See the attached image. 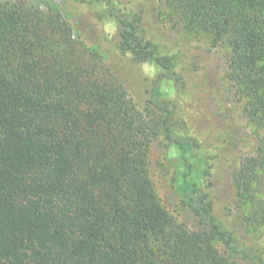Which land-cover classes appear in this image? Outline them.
<instances>
[{
	"label": "trees",
	"instance_id": "trees-1",
	"mask_svg": "<svg viewBox=\"0 0 264 264\" xmlns=\"http://www.w3.org/2000/svg\"><path fill=\"white\" fill-rule=\"evenodd\" d=\"M147 1L138 13L130 0L92 2L120 28L118 50L158 67L160 80L178 81L180 55L161 44L152 5L228 45L227 79L255 128L232 175L235 201L264 234V0ZM63 6L0 0V264H264L191 180L193 147L174 111L153 95L151 119L122 85L93 76L110 41ZM158 138L181 152L179 186L152 170Z\"/></svg>",
	"mask_w": 264,
	"mask_h": 264
},
{
	"label": "rangeland",
	"instance_id": "rangeland-1",
	"mask_svg": "<svg viewBox=\"0 0 264 264\" xmlns=\"http://www.w3.org/2000/svg\"><path fill=\"white\" fill-rule=\"evenodd\" d=\"M1 1H23L44 11L55 5L63 8L66 3L75 17L84 18L106 35L110 41L105 46L108 57L103 59L104 64L101 63L98 70H93V76L122 85L138 109L147 111L151 119H156L150 104L153 95L174 111L177 135L193 147L188 149V156L193 167L191 180L196 183L197 190L207 196L213 213L238 236L242 244L264 253L263 232L247 224L245 215L248 209H240L235 201L232 175L242 163L243 156L249 153L250 137L255 128L242 114L245 101L227 79L231 52L226 43L216 46L208 34L185 30L181 23L168 19L166 12L162 14L155 7L152 9L151 4L150 16L153 26L159 30L161 44L170 54L180 55L178 81L160 80L162 71L158 67L149 62L138 63L130 54L118 50L120 28L103 15L105 3H93L94 0ZM147 3V0H130L127 7L138 13ZM62 13L66 16L64 9ZM82 54L80 47L75 48V56ZM219 97L222 99L220 115L216 107V102L220 103ZM150 153L151 167L157 178L170 184L176 175L179 186L180 176L185 171L180 161V150L174 144L167 147L158 138L153 142ZM177 167L179 170L175 172ZM185 222L189 229H198L199 224L191 215Z\"/></svg>",
	"mask_w": 264,
	"mask_h": 264
}]
</instances>
